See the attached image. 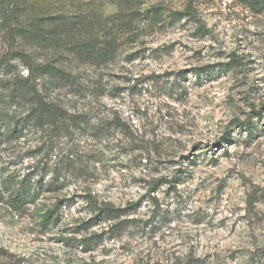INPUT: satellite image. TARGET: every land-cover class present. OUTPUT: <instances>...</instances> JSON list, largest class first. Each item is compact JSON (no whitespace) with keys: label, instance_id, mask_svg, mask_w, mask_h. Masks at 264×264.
<instances>
[{"label":"rangeland","instance_id":"1","mask_svg":"<svg viewBox=\"0 0 264 264\" xmlns=\"http://www.w3.org/2000/svg\"><path fill=\"white\" fill-rule=\"evenodd\" d=\"M161 4L166 19L120 39L114 59L37 47L77 78L40 83L71 121L0 139V264H264V12L147 0ZM174 10L192 15L173 21ZM6 33L0 21V84L27 76L3 63ZM20 189L40 195L16 210ZM47 212L57 219L44 225Z\"/></svg>","mask_w":264,"mask_h":264},{"label":"trees","instance_id":"2","mask_svg":"<svg viewBox=\"0 0 264 264\" xmlns=\"http://www.w3.org/2000/svg\"><path fill=\"white\" fill-rule=\"evenodd\" d=\"M78 3L77 12H58L53 15V6L44 8L47 0H3L0 8L1 27L6 30L12 41V50L4 58L7 65L11 61L23 67L27 76H21L8 83L0 84V139L10 134H20L29 128L45 129L51 126H63L70 123L71 116L67 115L56 103L47 99L44 94L45 85L40 84L42 79H51L56 83L75 84L77 78L71 73L60 69L56 62L46 58L39 62L37 47L47 49L48 46L58 50L62 45H71L72 55L85 61L106 60L116 58L119 53V42L124 37L132 41L139 40L141 26L153 28L161 23L166 9L161 5H147V0H68ZM246 7L256 13L264 12V0H239ZM115 5L117 12L105 16L104 8ZM187 7L184 11H189ZM36 12H42V17ZM168 18L173 21L189 19L191 13L181 11L168 12ZM109 31V37L106 36ZM105 40L100 41V34ZM37 48V49H36ZM56 53V52H55ZM27 104L29 114L16 116L14 113ZM40 189V188H38ZM40 190L33 196L25 189H20L16 196H10V205L18 210L26 204L28 196L31 200L38 198ZM0 186V200L2 199ZM116 210L106 208L101 216L104 220L118 219ZM53 212L43 215L44 225L51 224L57 219ZM113 226L114 227H117Z\"/></svg>","mask_w":264,"mask_h":264}]
</instances>
